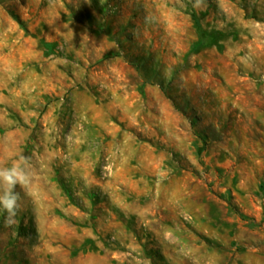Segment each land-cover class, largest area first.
Here are the masks:
<instances>
[{
	"label": "rangeland",
	"instance_id": "rangeland-1",
	"mask_svg": "<svg viewBox=\"0 0 264 264\" xmlns=\"http://www.w3.org/2000/svg\"><path fill=\"white\" fill-rule=\"evenodd\" d=\"M193 2L0 0V264H264V0Z\"/></svg>",
	"mask_w": 264,
	"mask_h": 264
},
{
	"label": "clouds",
	"instance_id": "clouds-1",
	"mask_svg": "<svg viewBox=\"0 0 264 264\" xmlns=\"http://www.w3.org/2000/svg\"><path fill=\"white\" fill-rule=\"evenodd\" d=\"M192 7L203 10L207 0H194ZM244 59V58H242ZM30 158L21 155L10 167L0 166V211L4 213L5 227L19 223L18 216L22 210V197L17 188L27 189L33 180Z\"/></svg>",
	"mask_w": 264,
	"mask_h": 264
},
{
	"label": "trees",
	"instance_id": "trees-1",
	"mask_svg": "<svg viewBox=\"0 0 264 264\" xmlns=\"http://www.w3.org/2000/svg\"><path fill=\"white\" fill-rule=\"evenodd\" d=\"M205 44H206V43H204V44L202 43L200 46H204Z\"/></svg>",
	"mask_w": 264,
	"mask_h": 264
}]
</instances>
